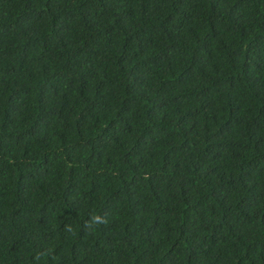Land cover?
<instances>
[{"label":"trees","instance_id":"obj_1","mask_svg":"<svg viewBox=\"0 0 264 264\" xmlns=\"http://www.w3.org/2000/svg\"><path fill=\"white\" fill-rule=\"evenodd\" d=\"M0 264H264V0H0Z\"/></svg>","mask_w":264,"mask_h":264},{"label":"clouds","instance_id":"obj_2","mask_svg":"<svg viewBox=\"0 0 264 264\" xmlns=\"http://www.w3.org/2000/svg\"><path fill=\"white\" fill-rule=\"evenodd\" d=\"M107 217L106 216H101V215H93L90 219L89 222L86 223L87 228H92L94 225H102L106 224ZM67 231H72L71 227L67 229Z\"/></svg>","mask_w":264,"mask_h":264}]
</instances>
